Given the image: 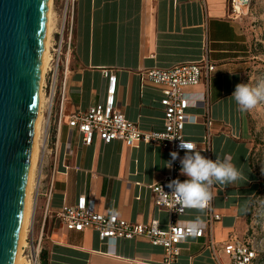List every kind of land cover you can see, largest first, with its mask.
I'll return each mask as SVG.
<instances>
[{"label": "crops", "instance_id": "0c3cea01", "mask_svg": "<svg viewBox=\"0 0 264 264\" xmlns=\"http://www.w3.org/2000/svg\"><path fill=\"white\" fill-rule=\"evenodd\" d=\"M206 44L216 63L209 82L211 145L206 143L207 128L201 121L185 124L184 135L209 159L229 157L246 179L213 185L212 203L222 213L212 225L218 260L207 237L188 238L170 264H229L221 249L223 242L231 237L248 240L246 222L260 180L252 162L248 114L241 113L231 98L235 86L245 83L248 45L242 17L230 14L228 0H75L73 54L67 75H61L59 82L64 88L62 142L55 161L50 156L42 160L43 172L53 180L42 251L46 264H166L163 247L146 238L102 242L93 228L67 230L54 213L86 196L94 200L98 212L117 213L136 223L156 220L167 230L170 213L155 206L152 186L169 171V151L146 142L128 146L119 139L105 144L98 137L86 145L82 133L71 130L68 121L73 114L105 101L108 79L104 72L113 70L116 105L126 118L142 131H163L162 86L144 72L199 61ZM204 89L201 83L187 91ZM202 113L199 106L188 109L189 115ZM180 179L187 177L181 174ZM39 193L35 217L39 216L41 228L46 198L42 189ZM180 219L202 222L207 212L188 209Z\"/></svg>", "mask_w": 264, "mask_h": 264}, {"label": "built area", "instance_id": "2783aa9c", "mask_svg": "<svg viewBox=\"0 0 264 264\" xmlns=\"http://www.w3.org/2000/svg\"><path fill=\"white\" fill-rule=\"evenodd\" d=\"M253 0H228L229 12L232 16L242 17L249 11ZM74 6L75 0H66L60 25L50 39L49 60L46 66L43 85L41 87L44 102L42 106L43 122L41 124L40 149L42 160L52 157L55 161L58 149L62 142V116L61 107L64 88L60 87L61 75H67L69 58L73 54L74 32ZM63 73L61 74V72ZM216 71V63L211 60L210 50L206 44L205 52L201 60L186 62L167 69L151 68L145 70L146 77L157 85L162 86L163 98L161 105L164 111V130L142 131L139 126L128 120L124 113L116 105L117 76L113 70H105L104 76L108 79L106 99L102 103L91 106L86 112L73 114L68 121L71 130H79L83 135L84 144L90 145L96 137L105 144L114 140H122L128 146H135L140 142L161 146L169 151L178 153V158L172 160V166L164 179L152 186L155 206L167 210L170 213V222L167 230L160 228L154 220L151 223H136L121 217L117 213L104 214L96 210L95 202L80 196L73 205L65 204L54 213L61 223L69 231L81 232L87 228H93L102 242H114L117 239H135L143 237L153 245L164 249L166 264L175 261L181 254V244L188 238H208V246L212 254L218 260L217 248L212 234V225L222 217L212 203L211 199L202 210L207 212V219L202 222H186L181 220L188 209L172 194L167 185L176 179L181 181L180 159L185 150L181 143H193L185 138L184 128L188 122L201 121L207 128L206 143L211 145L210 128L213 119L210 114L211 100L209 82ZM205 84V89L200 92L187 91L189 87ZM60 99V100H59ZM191 106L203 108L200 115H189ZM171 156V155H170ZM42 165V161H41ZM42 184V186H41ZM42 189L46 198L45 214L38 235L37 243L32 241V254L36 253V264L43 251L45 222L50 213V200L53 193V180L47 176L39 178L37 183V197ZM223 252L229 259V264H254L257 258L256 249L249 240L239 237H231L222 244ZM33 258V257H32Z\"/></svg>", "mask_w": 264, "mask_h": 264}, {"label": "water", "instance_id": "95a60500", "mask_svg": "<svg viewBox=\"0 0 264 264\" xmlns=\"http://www.w3.org/2000/svg\"><path fill=\"white\" fill-rule=\"evenodd\" d=\"M48 0H0V264H14L40 100Z\"/></svg>", "mask_w": 264, "mask_h": 264}, {"label": "rangeland", "instance_id": "374dc122", "mask_svg": "<svg viewBox=\"0 0 264 264\" xmlns=\"http://www.w3.org/2000/svg\"><path fill=\"white\" fill-rule=\"evenodd\" d=\"M65 2L66 0H52L53 16L50 39L53 32L60 25ZM242 24L248 45V52L245 54V83L254 87L264 81V0H253L249 11L242 16ZM43 101H45L44 97ZM247 114L252 130L250 139L252 162L259 176L260 190L251 204L250 213L246 222L245 237L256 249L257 258L254 264H264V101L260 102L254 109L248 111ZM42 122L43 115L41 116L36 159L32 170L28 218L24 243L21 247L22 261H25L26 258H32V241L37 243V235L40 230V218L37 214L35 217L38 192L37 183L39 178L43 179L47 175L45 170L43 172L41 165L42 150L40 149L39 142L41 141ZM32 215L33 221L31 222ZM44 241L45 239L42 242V248L44 247ZM41 263L42 253L39 257V264Z\"/></svg>", "mask_w": 264, "mask_h": 264}, {"label": "clouds", "instance_id": "9594fccd", "mask_svg": "<svg viewBox=\"0 0 264 264\" xmlns=\"http://www.w3.org/2000/svg\"><path fill=\"white\" fill-rule=\"evenodd\" d=\"M231 98L241 113L254 109L264 101V81L256 86L246 83H238L235 86ZM180 147L185 150V155L180 159L181 174L187 179L171 181L167 187L171 194L186 207L203 209L211 199L210 189L214 184L228 185L246 179L242 170L238 169L229 157H216L209 159L196 150L193 143H181ZM172 160L178 158V153L172 152ZM171 161L167 167H171Z\"/></svg>", "mask_w": 264, "mask_h": 264}, {"label": "bare ground", "instance_id": "6f19581e", "mask_svg": "<svg viewBox=\"0 0 264 264\" xmlns=\"http://www.w3.org/2000/svg\"><path fill=\"white\" fill-rule=\"evenodd\" d=\"M52 0H48V11H47V25H46V34H45V42H44V50H43V58H42V67H41V80H40V100H39V107H38V113L35 123V134H34V142H33V149H32V155H31V164H30V172L28 176L27 186H26V197H25V206H24V213H23V219H22V225L20 229V235H19V241H18V247L16 251V256L14 260V264H36V253L33 251V255L31 259L26 258L25 261H22L21 258V247L24 243V236H25V228H26V222L28 218V207H29V193H30V185L31 179H32V170L34 167V162L36 159V150H37V143L39 138V128L41 123V116H42V104H43V92H42V85H43V79L44 74L46 70V66L49 60V46H50V35H51V26H52ZM33 221V220H32Z\"/></svg>", "mask_w": 264, "mask_h": 264}, {"label": "trees", "instance_id": "16d2710c", "mask_svg": "<svg viewBox=\"0 0 264 264\" xmlns=\"http://www.w3.org/2000/svg\"><path fill=\"white\" fill-rule=\"evenodd\" d=\"M252 202H253V200H252ZM252 204V203H251ZM250 209H251V207H250ZM41 264H46V261H45V255H44V253L42 252V263Z\"/></svg>", "mask_w": 264, "mask_h": 264}]
</instances>
